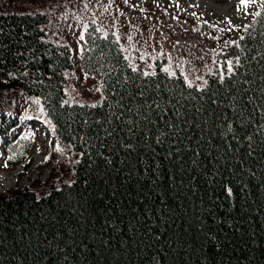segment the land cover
<instances>
[{
    "label": "trees",
    "instance_id": "trees-1",
    "mask_svg": "<svg viewBox=\"0 0 264 264\" xmlns=\"http://www.w3.org/2000/svg\"><path fill=\"white\" fill-rule=\"evenodd\" d=\"M46 21L0 11V88L42 96L78 159L0 195V264H264V15L194 82L134 65L91 20L93 103L65 100L72 51Z\"/></svg>",
    "mask_w": 264,
    "mask_h": 264
},
{
    "label": "rangeland",
    "instance_id": "rangeland-1",
    "mask_svg": "<svg viewBox=\"0 0 264 264\" xmlns=\"http://www.w3.org/2000/svg\"><path fill=\"white\" fill-rule=\"evenodd\" d=\"M238 4L239 0H0V11L45 13L47 38L67 43L72 51L65 100L93 103L102 97L100 80L79 60L91 20L118 39L134 65L152 71L163 64L160 68L194 82L221 65L217 52L241 37L255 17L250 13L260 9L252 4L237 11ZM9 143L12 152L7 150ZM19 144H27L26 153L18 154ZM77 159L72 144L55 131L42 96L0 88V195L62 180Z\"/></svg>",
    "mask_w": 264,
    "mask_h": 264
},
{
    "label": "snow or ice",
    "instance_id": "snow-or-ice-1",
    "mask_svg": "<svg viewBox=\"0 0 264 264\" xmlns=\"http://www.w3.org/2000/svg\"><path fill=\"white\" fill-rule=\"evenodd\" d=\"M252 4H257V6L261 9V10H264V0H239V4L237 5V11H240L241 10V8H243V9H247L248 7H250ZM251 15H254V16H256V17H261L262 15H264V12H262V11H256V12H254V13H250ZM193 15H195V14H193ZM227 24L229 25V31H231L232 30V25H231V20L229 19L228 21H227ZM212 27H215V25H211ZM83 37H81V39H82ZM233 43H235V41L233 42ZM228 63V66H229V68H231V61H228L227 62ZM164 71H167V69H164ZM37 104L39 103V101L37 100V101H35ZM28 119H31V117H28ZM57 151H60V149L59 148H57ZM12 157H9V159H11ZM5 167H7V164H5L4 165Z\"/></svg>",
    "mask_w": 264,
    "mask_h": 264
},
{
    "label": "bare ground",
    "instance_id": "bare-ground-1",
    "mask_svg": "<svg viewBox=\"0 0 264 264\" xmlns=\"http://www.w3.org/2000/svg\"><path fill=\"white\" fill-rule=\"evenodd\" d=\"M255 10H256V9H255ZM254 12H255V11H254ZM43 137H44V136H43ZM19 171H20V170H16L15 173H16V172H19Z\"/></svg>",
    "mask_w": 264,
    "mask_h": 264
}]
</instances>
